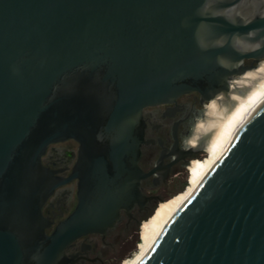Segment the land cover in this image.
Instances as JSON below:
<instances>
[{"label":"water","instance_id":"1","mask_svg":"<svg viewBox=\"0 0 264 264\" xmlns=\"http://www.w3.org/2000/svg\"><path fill=\"white\" fill-rule=\"evenodd\" d=\"M261 60L264 0H0V264H74L146 201L144 110L227 99ZM67 140L77 204L48 233L41 159ZM137 264H264V102Z\"/></svg>","mask_w":264,"mask_h":264},{"label":"flooded vegetation","instance_id":"2","mask_svg":"<svg viewBox=\"0 0 264 264\" xmlns=\"http://www.w3.org/2000/svg\"><path fill=\"white\" fill-rule=\"evenodd\" d=\"M262 78L264 60L232 82L240 89L231 95L227 106L216 100L201 103L197 93H190L171 104L145 109L144 138L150 143L141 148L139 167L144 173L152 170H157V173L141 181V192L146 199L144 205L142 208L135 207L128 214L120 211V220L112 230L103 235L89 234L79 238L65 251V256L73 258L74 264H117L130 248L133 235L137 239L144 229V234L148 236L155 232L156 225L159 226L163 214H166L163 205L166 204V197L173 192L170 186L173 179L182 172H188L191 188L199 175L214 165L242 116L237 114V120H227V114H231L235 106H243V112L248 108L257 95L256 86ZM209 142L213 146L207 150ZM192 149L196 150L189 155ZM206 153L209 155L204 160H194ZM78 159L79 144L73 140L50 145L41 159L42 166L54 172V177L63 182L42 207V216L52 223L48 233L67 218L77 204L80 180L70 176Z\"/></svg>","mask_w":264,"mask_h":264},{"label":"rangeland","instance_id":"3","mask_svg":"<svg viewBox=\"0 0 264 264\" xmlns=\"http://www.w3.org/2000/svg\"><path fill=\"white\" fill-rule=\"evenodd\" d=\"M257 90H258V92L256 93L257 95H256L254 101L251 104H249L248 107L253 106L255 101L261 95V93L264 92V78H262L261 81L259 82V84L256 86L255 92ZM253 95L251 97H253ZM200 120H202V119H200ZM208 155H209L208 153L199 155L198 157L194 158V160L202 161L205 158H207ZM209 170H210V168L206 169L205 172H203L199 175L194 186L192 187V189L190 190V192L188 194H186V193H187V188L191 182L190 174L188 172H186V173L182 172L178 177L173 179L174 181L170 184L173 192L169 196L166 197V199H165L166 204L163 205V208H164V211L166 212V214L165 213H164L165 215L163 214V219L160 222L159 226L156 225V227H157L156 231L148 236V235L144 234V231H145V229H144L141 232V234L138 236L137 239L134 238V235H133V238L131 239L132 241L130 244L131 245L130 248L128 249L127 253L120 260H118L117 264H123L124 261H127L129 259H131L129 264H137L139 262V260L142 258V256L149 250V248L155 242L159 232L164 227L166 222L175 214V212L189 198V196L192 194L194 189L198 186V184L201 182V180L203 179V177L206 175V173ZM139 232H140V230H139Z\"/></svg>","mask_w":264,"mask_h":264},{"label":"bare ground","instance_id":"4","mask_svg":"<svg viewBox=\"0 0 264 264\" xmlns=\"http://www.w3.org/2000/svg\"><path fill=\"white\" fill-rule=\"evenodd\" d=\"M258 64H257V66H258ZM251 70H253V69H251ZM257 70H259V68H257ZM248 71H250V70H248ZM239 89H240L239 86L234 85V84L231 83V85H230V91H229V94H228L227 99H225L222 96H220V97H218L215 100L218 101L219 103H223V106L224 105L227 106L228 103H229V100H230L231 95L233 93H235L236 91H238ZM215 100H212V101H215ZM239 102H241V100H239ZM262 102H264V92L261 93V95L255 101L254 105L253 106H249L244 112H243V106H235V108H233V110H231V114H227V120H231V118H235V120H237V114H242V116H241L240 120L235 124L234 132L228 137L227 141L224 143V150H223V152L229 146V144H230V142H231L234 134L237 132V130L241 127V125L245 122V120L258 108V106ZM211 146H213V144H211V142H209V146H207V150H209V148H211ZM192 150H196V149H192Z\"/></svg>","mask_w":264,"mask_h":264},{"label":"trees","instance_id":"5","mask_svg":"<svg viewBox=\"0 0 264 264\" xmlns=\"http://www.w3.org/2000/svg\"><path fill=\"white\" fill-rule=\"evenodd\" d=\"M191 189H192V187L190 188V186H188V188H187V193H186V194H188V193L190 192Z\"/></svg>","mask_w":264,"mask_h":264}]
</instances>
